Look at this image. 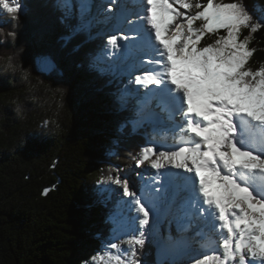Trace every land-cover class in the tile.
Returning <instances> with one entry per match:
<instances>
[{"label":"snow or ice","instance_id":"6c2138e0","mask_svg":"<svg viewBox=\"0 0 264 264\" xmlns=\"http://www.w3.org/2000/svg\"><path fill=\"white\" fill-rule=\"evenodd\" d=\"M59 6L70 34L92 38L96 25V34L106 35L93 67L112 73L120 110L135 101L121 127L131 124L143 140L132 156L141 170L137 189L119 171L97 181L94 202L111 205L106 219L115 234L92 264H147L150 243L158 258L182 255L186 264H264V63L249 67L255 52L249 45L264 16L253 22L243 0L106 6L59 0ZM29 11L23 0H0V23ZM206 35L216 38L201 46ZM37 59L55 71L50 57ZM147 66L134 80H117V69L123 77ZM164 215L171 220L161 237Z\"/></svg>","mask_w":264,"mask_h":264},{"label":"trees","instance_id":"16d2710c","mask_svg":"<svg viewBox=\"0 0 264 264\" xmlns=\"http://www.w3.org/2000/svg\"><path fill=\"white\" fill-rule=\"evenodd\" d=\"M243 2L253 22L264 16V0ZM23 3L27 15L0 23V264H91L113 232L106 206L94 202L97 181L132 163L143 140L131 124L121 127L133 110L119 109L112 76L93 67L97 27L92 38L70 34L59 0ZM259 22L253 69L264 63ZM43 56L55 71L38 67ZM10 58L15 72L4 70ZM155 248L148 245L147 264L158 263Z\"/></svg>","mask_w":264,"mask_h":264},{"label":"rangeland","instance_id":"374dc122","mask_svg":"<svg viewBox=\"0 0 264 264\" xmlns=\"http://www.w3.org/2000/svg\"><path fill=\"white\" fill-rule=\"evenodd\" d=\"M93 2H94V4H100V3H104L105 4V6H106V3H107V0H93ZM95 10V9H94ZM93 26H95V27H97L96 25H93ZM97 33V32H96ZM95 33V35H94V37L96 38H98V43L96 44V47H95V49H94V51H93V56L94 55H100V53H99V49H100V47L102 46V44H103V42L106 40V35L103 37V38H101L99 35H97ZM92 56V57H93ZM37 64H38V67L41 69V70H43V71H45L44 70V65H43V63L40 61V60H38V62H37ZM101 64H103V63H101ZM149 68L148 67H145V68H143V69H136V70H134V71H132L129 75H125V76H123V77H120L119 76V69H117L116 70V73H117V80H123V82H127V80L129 79V78H132L133 80H134V77H135V75L136 74H139V73H141V72H143V71H146V70H148ZM48 72V71H47ZM109 74L112 76V73L111 72H109ZM133 87H134V85H133ZM135 103V101L134 100H132L131 98H129V106H130V108L132 109V105ZM160 141H159V139L157 140V143H159ZM120 172V174L124 177V178H126V179H128L130 182H131V184H132V186H138L139 185V179H138V176H137V173L138 172H140L141 170L140 169H137V168H135L134 167V161L131 163H128V164H126V165H124V166H122L121 168H120V170H117V171H115V174H113V176H115L116 174H117V172ZM132 172V173H131ZM130 173L133 175V176H131L130 177ZM136 174V175H135ZM146 174V173H145ZM147 175V174H146ZM100 188H101V186H100ZM112 199H114V197H112ZM101 203H103V202H101ZM111 207V205H108V206H106V212L108 213V211H109V208ZM107 213H106V215H107ZM165 216H167V217H165ZM106 218V217H105ZM171 219H170V215H164V216H162V220H161V224L159 225V228H160V235H161V237H166L167 236V234H168V229H169V221H170ZM112 225H113V223H112ZM113 227H114V225H113ZM171 231H172V235L175 237L177 234H176V231H175V224L173 223V224H171ZM115 233L114 232H112V235L110 236V238L104 243V246H103V248H102V251L104 250V248H105V246H106V244L108 243V241L109 240H111L112 239V237H113V235H114ZM217 239H219L218 237H217ZM155 246H156V248H155V254H156V257H157V261H158V259H160V260H163V262L164 261H171V260H175L176 261V264H186V261H185V258L182 256V255H175V256H168V257H159L158 258V256H157V245L155 244V243H153ZM92 264V263H91ZM158 264V263H157Z\"/></svg>","mask_w":264,"mask_h":264},{"label":"clouds","instance_id":"9594fccd","mask_svg":"<svg viewBox=\"0 0 264 264\" xmlns=\"http://www.w3.org/2000/svg\"><path fill=\"white\" fill-rule=\"evenodd\" d=\"M3 67H4V70L7 72H15L17 70L15 61L11 58L5 62Z\"/></svg>","mask_w":264,"mask_h":264},{"label":"bare ground","instance_id":"6f19581e","mask_svg":"<svg viewBox=\"0 0 264 264\" xmlns=\"http://www.w3.org/2000/svg\"><path fill=\"white\" fill-rule=\"evenodd\" d=\"M147 67L150 68V66H147ZM148 70H149V69H148ZM169 142H171V141H169ZM131 173H132V172H131ZM131 173H130V177L134 175V174L132 175ZM146 174H147V173H146ZM146 174H145V175H146ZM135 175H136V174H135ZM139 183H140V181H139ZM138 186H139V185H138ZM138 186H136V187H135V186H132V187H133V189L135 190V189L138 188ZM165 217H167V216H165ZM170 219H171V216H170Z\"/></svg>","mask_w":264,"mask_h":264}]
</instances>
